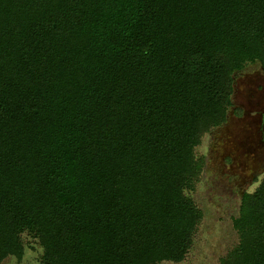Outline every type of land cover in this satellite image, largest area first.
Returning a JSON list of instances; mask_svg holds the SVG:
<instances>
[{
    "label": "trees",
    "instance_id": "trees-1",
    "mask_svg": "<svg viewBox=\"0 0 264 264\" xmlns=\"http://www.w3.org/2000/svg\"><path fill=\"white\" fill-rule=\"evenodd\" d=\"M264 71V0H0V264L182 261L186 194L234 73ZM222 264H264V180Z\"/></svg>",
    "mask_w": 264,
    "mask_h": 264
},
{
    "label": "rangeland",
    "instance_id": "rangeland-1",
    "mask_svg": "<svg viewBox=\"0 0 264 264\" xmlns=\"http://www.w3.org/2000/svg\"><path fill=\"white\" fill-rule=\"evenodd\" d=\"M232 104L224 123L205 132L195 154L203 169L193 190H186L203 218L192 246L179 262L158 264H222L239 242L233 219L241 198L264 180V71L259 61L234 73ZM21 259L9 256L3 264H42V246L30 232L22 233Z\"/></svg>",
    "mask_w": 264,
    "mask_h": 264
}]
</instances>
